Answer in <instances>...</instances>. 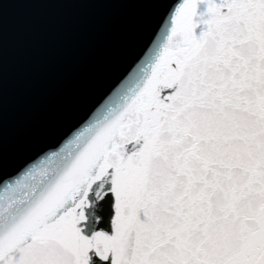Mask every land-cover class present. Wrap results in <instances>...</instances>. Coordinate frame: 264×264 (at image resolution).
<instances>
[{
	"label": "snow or ice",
	"instance_id": "obj_1",
	"mask_svg": "<svg viewBox=\"0 0 264 264\" xmlns=\"http://www.w3.org/2000/svg\"><path fill=\"white\" fill-rule=\"evenodd\" d=\"M149 2L141 53L0 184V264H264V0Z\"/></svg>",
	"mask_w": 264,
	"mask_h": 264
},
{
	"label": "water",
	"instance_id": "obj_2",
	"mask_svg": "<svg viewBox=\"0 0 264 264\" xmlns=\"http://www.w3.org/2000/svg\"><path fill=\"white\" fill-rule=\"evenodd\" d=\"M161 10L149 0H9L0 9V184L92 110Z\"/></svg>",
	"mask_w": 264,
	"mask_h": 264
}]
</instances>
